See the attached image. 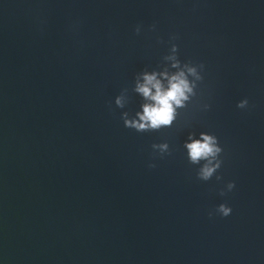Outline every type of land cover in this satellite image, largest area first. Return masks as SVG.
<instances>
[{
	"label": "water",
	"instance_id": "95a60500",
	"mask_svg": "<svg viewBox=\"0 0 264 264\" xmlns=\"http://www.w3.org/2000/svg\"><path fill=\"white\" fill-rule=\"evenodd\" d=\"M0 264H264V0H0Z\"/></svg>",
	"mask_w": 264,
	"mask_h": 264
},
{
	"label": "clouds",
	"instance_id": "9594fccd",
	"mask_svg": "<svg viewBox=\"0 0 264 264\" xmlns=\"http://www.w3.org/2000/svg\"><path fill=\"white\" fill-rule=\"evenodd\" d=\"M136 32L139 33L138 26ZM189 72H194V69L190 68ZM153 88L155 89L154 93L152 91ZM137 91L142 93L145 98L153 101L152 104L144 105L143 114L138 113L139 121L125 120L126 127L134 128L140 132L149 128L159 129L161 126L170 125L174 118L175 108L183 105V101L188 99L186 93L191 92L192 88L184 78V73L181 72L171 78L167 89L162 88L160 82L156 80L155 74H145L144 83L138 84ZM116 102L120 105L119 98H117ZM247 106V99L241 100L237 104V107L241 109ZM201 137L202 140H194L192 143L186 145L193 163L199 162L201 159L215 158L222 151L220 147L216 146V140L213 136L201 133ZM153 147H159L161 151H164L167 149V144L153 145ZM150 167H155V165H150ZM219 167V161L214 166L205 165L198 174V178L208 181ZM216 179L219 181L222 178L217 176ZM234 187V182L228 183L229 190H232ZM224 194L225 192L222 190L221 195ZM218 211L223 217H227L232 212V209L227 204L221 203L218 206Z\"/></svg>",
	"mask_w": 264,
	"mask_h": 264
}]
</instances>
